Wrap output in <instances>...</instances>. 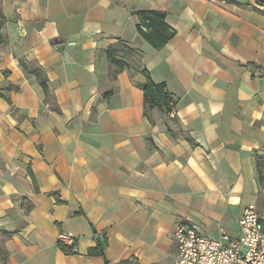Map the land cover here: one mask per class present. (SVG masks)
Instances as JSON below:
<instances>
[{"label":"crops","instance_id":"obj_1","mask_svg":"<svg viewBox=\"0 0 264 264\" xmlns=\"http://www.w3.org/2000/svg\"><path fill=\"white\" fill-rule=\"evenodd\" d=\"M138 11L164 13L172 38L144 40ZM0 12V264H175L180 225L237 237L246 209L264 212V0H0ZM118 41L139 55L112 80ZM145 69L175 118L144 116Z\"/></svg>","mask_w":264,"mask_h":264},{"label":"built area","instance_id":"obj_2","mask_svg":"<svg viewBox=\"0 0 264 264\" xmlns=\"http://www.w3.org/2000/svg\"><path fill=\"white\" fill-rule=\"evenodd\" d=\"M1 98V96H0ZM175 118V111L169 114ZM59 243L75 253V239L61 234ZM178 248L175 264H264V212L244 211L237 237L223 234L214 239L200 234L194 225H180L174 233Z\"/></svg>","mask_w":264,"mask_h":264},{"label":"trees","instance_id":"obj_3","mask_svg":"<svg viewBox=\"0 0 264 264\" xmlns=\"http://www.w3.org/2000/svg\"><path fill=\"white\" fill-rule=\"evenodd\" d=\"M141 19V24L138 26V32L144 40L154 44L155 48H160L163 46L172 36L173 33L169 32V27L165 24V14L160 12L153 11H138L135 13ZM4 16L0 12V31L2 28ZM160 30V37L158 42L155 43L152 39V34L156 29ZM149 30H152V33H147ZM147 31V32H146ZM168 35L166 36V34ZM157 40V39H156ZM139 55L138 51L130 48L123 41H118L115 45L111 46L106 51V56L109 62L110 67V78L116 80L118 75L129 67V61L136 58ZM24 69L26 72H31L36 76L40 86L42 87L46 98L50 97V89L48 85V78L45 75L44 71L38 64H31L30 66L26 65L23 62ZM142 74L146 77V83L140 84L139 87L143 92L144 96V116L151 120L150 114L153 110H158L162 114L169 117V114L175 110L176 101L174 97L168 92L165 84H157L153 81L148 70H143ZM256 170H257V179L261 188H264V157L256 158ZM104 242L98 238L97 246L92 250V253L103 254ZM60 248L67 254H73L72 249L65 247L60 244Z\"/></svg>","mask_w":264,"mask_h":264}]
</instances>
